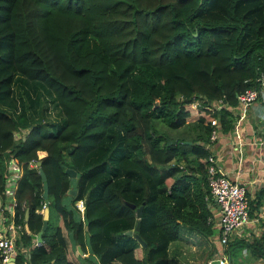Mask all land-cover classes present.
I'll return each instance as SVG.
<instances>
[{
	"label": "trees",
	"instance_id": "1",
	"mask_svg": "<svg viewBox=\"0 0 264 264\" xmlns=\"http://www.w3.org/2000/svg\"><path fill=\"white\" fill-rule=\"evenodd\" d=\"M261 73L264 0H0V188L14 156L15 214L29 247L15 264H83L76 244L91 264H185L169 249L181 227L215 233L207 118L230 129L237 95ZM195 99L200 112L188 120ZM24 102L33 105L25 115ZM51 109L61 114L47 122L41 112ZM39 159L48 203L31 164ZM262 192L248 200L253 215ZM138 219L145 246L127 232ZM262 232L230 241V264L249 259L244 247L264 256Z\"/></svg>",
	"mask_w": 264,
	"mask_h": 264
},
{
	"label": "built area",
	"instance_id": "2",
	"mask_svg": "<svg viewBox=\"0 0 264 264\" xmlns=\"http://www.w3.org/2000/svg\"><path fill=\"white\" fill-rule=\"evenodd\" d=\"M258 85L247 87L237 95L238 103L232 107L234 112L233 127L237 134L242 130V121L246 117L251 104L264 96V73L257 78ZM216 103V107L220 104ZM214 128L211 132V140L216 136V130H219V120L216 117H210ZM27 129H18L15 131L16 137H24ZM38 155V157H40ZM31 164L36 165L37 160ZM208 186L212 201L215 203L216 211L212 221L218 232L216 234V243L219 244L214 255L209 257L202 264H227L228 254L226 253V244L233 232H237L250 220L249 206L247 198V188L243 182L232 180L218 164L217 159L209 155L207 158ZM20 176V168L14 156H10L7 163L5 176L3 177L0 188V260L3 264H15L16 255L21 252L24 257L29 255V247L22 244L21 233H19L23 224L16 219L15 207L17 200L15 198V189L17 180ZM25 201L21 202L23 207ZM45 206V205H44ZM76 206L83 213V199L76 201ZM18 239V240H17ZM36 243V239H34ZM27 264V263H24Z\"/></svg>",
	"mask_w": 264,
	"mask_h": 264
},
{
	"label": "crops",
	"instance_id": "3",
	"mask_svg": "<svg viewBox=\"0 0 264 264\" xmlns=\"http://www.w3.org/2000/svg\"><path fill=\"white\" fill-rule=\"evenodd\" d=\"M219 107H221V104ZM196 110L200 112L199 109ZM199 112H197V115ZM210 117L216 116H209L207 118L211 125V131L208 142L204 144V147L209 151L206 157H204L206 172L207 158L209 155H212L217 159L218 164L222 166L225 173L232 180L240 181L245 184L247 188V198L250 201V198L254 195V193L256 194L259 190L261 191L264 189V96L251 104L246 117L242 121V130L238 132V134L232 130L233 125L230 129L223 130L221 129V123H219V130H216V136L213 138V140H211L210 136L214 125L211 124ZM194 118H196V114L190 113V116L187 119L192 120ZM40 151L43 152L41 156L46 154V151L41 149L38 150V155H40ZM263 197L264 193L262 196H260V198ZM208 199L210 201L212 210L208 221H210L212 226L215 228V233L206 237L208 238L209 244L205 240L204 236L203 238L200 237L197 239L195 236L201 235L191 231L188 234L193 241L190 242L187 253H183V251L186 250L179 248L181 246L177 245L175 240L169 247L171 252L176 251L180 254L182 251V253L185 255V264H202L206 259L212 257L218 248L219 244L216 243L215 238L218 230L212 221L213 215H215L216 207L215 203L211 199V195L208 197ZM262 200L264 201V199ZM249 217L250 220L248 223L244 225L239 231L233 232L225 246L226 253L228 254L227 264H230L231 258V253L228 248L230 241L235 239H244L248 242H252L255 238H260L262 236V231L264 229V202L260 205L259 209L256 211V214L253 215L251 212H249ZM25 228L28 230L26 225ZM201 244H208V246H200ZM73 249L75 256H77L80 260V254L83 253L81 256L84 257L88 254L87 252H80L78 249V244L73 245ZM248 254L249 259L243 261V264H264V256H253L247 251V247L242 248L241 256L247 257ZM82 262L83 264H91L85 263L87 260H82ZM0 264H3L1 260ZM213 264L217 263L214 262Z\"/></svg>",
	"mask_w": 264,
	"mask_h": 264
},
{
	"label": "rangeland",
	"instance_id": "4",
	"mask_svg": "<svg viewBox=\"0 0 264 264\" xmlns=\"http://www.w3.org/2000/svg\"><path fill=\"white\" fill-rule=\"evenodd\" d=\"M16 87V89H17V86H15ZM24 96L25 95H23V98H24ZM17 100L20 102V100H19V98H17ZM198 102H197V99H195V102H193L192 104H188L187 105V108L189 109V111H190V113H192V114H196V116H197V112H199V111H197L196 109H198V104H197ZM19 107H20V111H22V109H23V107H22V104L21 105H19ZM197 107V108H196ZM33 105H30L29 103H25L24 102V113H23V115H25V114H27V113H29L30 111H33ZM42 113V118L44 119V120H46L47 122H49L50 120H54V119H56L58 116H60V111L58 112V109H56V110H49V111H46V113H44V112H41ZM37 114L35 113V116H36ZM78 209V208H77ZM79 210V209H78ZM79 212H80V215H81V217H82V212L79 210ZM49 214H50V212H49ZM49 219H50V223L52 224V226H53V224L56 222V218H55V215H54V212H51V217H49ZM47 223H48V220H47ZM128 232V231H127ZM191 231L190 230H188V229H185L184 227H181V234H182V236H181V238L180 239H177V240H175L176 241V244L177 245H180L181 247H179V248H181V249H183V250H186V251H183V253H187V249H188V246H190V242H192L193 240L190 238V235L188 234V233H190ZM200 237H202L203 238V236L201 235V236H195V238H200ZM205 240L208 242V244H209V241H208V238H206L205 237ZM196 242V241H195ZM206 243V242H205ZM208 244H205V245H207L208 246ZM205 245H200V246H205ZM175 246V245H174ZM88 253V252H87ZM182 253V251H181V253L179 254V256L181 257V259L182 260H184L185 261V255ZM83 254V253H82ZM82 254H80L79 256H80V258H81V260H83V261H85V260H87V262H85V263H91V261H89V260H92V261H94V256L93 255H91V254H87L85 257L84 256H81ZM87 257L89 258V260L87 259Z\"/></svg>",
	"mask_w": 264,
	"mask_h": 264
},
{
	"label": "water",
	"instance_id": "5",
	"mask_svg": "<svg viewBox=\"0 0 264 264\" xmlns=\"http://www.w3.org/2000/svg\"><path fill=\"white\" fill-rule=\"evenodd\" d=\"M223 101H225V100L223 99ZM71 150H72V148L69 149V151H71ZM37 164L39 165L38 171H39V173L41 175V178L43 180L42 196L45 199V202L48 203V182L46 180V174H45V172H44V170H43V168L41 166V160L40 159L37 161ZM66 172H68L70 174V176H75L76 175V172L73 169H71V168H66ZM76 191H77V189L75 187H70L67 190L68 193H76ZM129 204L134 207L133 203H129ZM141 209H142L141 206L137 207V209H136V213H137L138 217H140V215H141V212H142ZM48 216H49V206L46 204L44 209H43V219H44V221H43L41 229L36 234L37 243H41L42 242V232L47 226ZM87 228H88V226L85 225V229H87ZM138 228H139V219L136 222L134 229L128 230V233L129 234H133L138 239V241L142 244V246H145L146 245L145 241L140 237V235L137 232ZM78 249H79L80 252H82V249H81L80 245H78Z\"/></svg>",
	"mask_w": 264,
	"mask_h": 264
},
{
	"label": "clouds",
	"instance_id": "6",
	"mask_svg": "<svg viewBox=\"0 0 264 264\" xmlns=\"http://www.w3.org/2000/svg\"><path fill=\"white\" fill-rule=\"evenodd\" d=\"M190 104H192V103H190ZM36 239V238H35ZM36 243H37V240H36Z\"/></svg>",
	"mask_w": 264,
	"mask_h": 264
}]
</instances>
